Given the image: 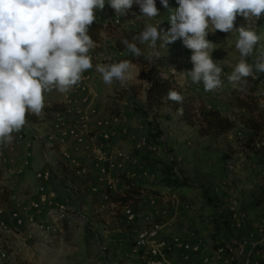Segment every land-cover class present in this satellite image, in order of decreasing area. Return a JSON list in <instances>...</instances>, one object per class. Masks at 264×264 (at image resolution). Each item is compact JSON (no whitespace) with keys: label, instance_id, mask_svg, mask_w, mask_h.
Listing matches in <instances>:
<instances>
[{"label":"rangeland","instance_id":"374dc122","mask_svg":"<svg viewBox=\"0 0 264 264\" xmlns=\"http://www.w3.org/2000/svg\"><path fill=\"white\" fill-rule=\"evenodd\" d=\"M171 3H174L172 11L175 12L179 7L178 0H168V9L162 8L160 0H156L160 11L158 17L149 19L142 16L141 12L130 9L124 18L132 23L144 20L159 25V29L167 32L171 27L168 20L172 12ZM111 10L114 9L105 0V8L97 11L96 19L118 25L114 21L118 18L111 19L106 15ZM249 25L260 36L256 49L264 50V15L248 21L237 16L234 27L238 29ZM106 37L102 33L101 43L95 44V48L90 50L93 68L83 75L89 76L90 87L98 94L97 111L101 119L113 115L119 117L118 123L103 128L115 132V141L111 143L109 133L107 143L111 146V152L104 156L115 166L106 176L109 181L101 179L100 190H91L94 184L88 187L89 193L85 190L84 197L92 199V204L87 200H84L83 207L63 203L70 209L68 219L72 220V226L62 222L60 232L56 231L47 238L48 241H42L40 236L31 231L28 223L31 213L26 201H23L25 199L20 197L21 191L12 189L11 184L0 177V194L2 188L9 194L6 201L0 200V209L3 211L0 214V264H146L147 249L136 247L135 239L138 232L148 231L155 224L160 226L157 240H167L170 244L171 239L177 237L200 244L201 250L187 262L182 261L178 248L170 246L166 256L175 264H247L253 248L264 242V131L255 133L248 128L246 120L255 118L256 113L238 107L234 89L227 81V75L240 59L235 48L238 32L216 31L207 36L214 43L212 58L219 61L223 69L221 88L206 92L203 85L200 87L201 84L199 87L195 84L190 86L191 81L187 77L176 83L181 93L188 96L193 104L217 110L234 124L226 132L208 135L201 134L198 125L183 123L167 107L145 111L142 82L136 83L130 78L129 82L127 79L124 83L114 81L111 85L105 84L101 74L96 71V65L108 63L111 55ZM171 44L161 47L158 41L155 48L148 45L147 56L151 60L159 58L162 50L166 53L172 48ZM179 44L183 45L182 40H179ZM182 47L179 54L189 50L184 45ZM190 53L191 57V50ZM174 54L171 53L172 56ZM256 54L258 52L249 58L250 63ZM254 77L260 83L256 91L258 104L264 109V73L254 72ZM44 95L45 107L41 114H27L26 125L19 133H13L15 137L12 141L16 143L17 136L21 135L22 140L32 141L33 150L39 151L41 155H47L51 148L46 145L47 124L55 116L54 109L50 108H63V94L59 95L53 90ZM141 139H145L143 146H139ZM85 170L86 173L79 179L67 177L68 185L63 181L64 187L68 188L75 180L77 184L88 183V175L92 172ZM168 170L192 189L191 198L195 202L190 203L188 206L191 208L185 212L189 221L187 224H179L177 217L167 222L159 215L161 206H165L162 210L166 213L170 210L169 203L162 205L161 201L144 198L135 207L120 208L109 202L107 192L121 186L122 175L151 184L162 178ZM52 176L54 184L61 182L62 177L58 178L55 173ZM255 199H259L260 204L251 206ZM231 207L234 208L233 212H230ZM125 208L147 214L150 219L128 221L123 213ZM12 212L21 214L22 224H15L11 218ZM222 243L225 244L224 249L228 246L232 251L218 255L217 246Z\"/></svg>","mask_w":264,"mask_h":264},{"label":"clouds","instance_id":"9594fccd","mask_svg":"<svg viewBox=\"0 0 264 264\" xmlns=\"http://www.w3.org/2000/svg\"><path fill=\"white\" fill-rule=\"evenodd\" d=\"M168 9V0H160ZM118 16L125 17L133 5L142 16L156 18L160 11L156 0H108ZM171 12L167 32L159 25L146 24L132 37L121 40L135 57L143 55L138 45L161 47L182 40L190 49L193 68L184 71L194 84L213 92L222 87L219 61H214V43L207 39L216 31L238 32L235 48L240 59L227 81L239 92L247 90V78L254 72L264 73V50H257L260 36L252 25L234 27L237 16L246 21L264 15V0H178ZM105 8V0H0V145L6 146L27 123V114L39 116L45 107V93L53 90L69 93L93 68L90 50L95 41L89 34L97 11ZM135 15V13H133ZM255 55L253 62L249 58ZM131 62L97 64L105 84L124 83L130 78ZM170 101L183 104V96L170 89ZM177 112L183 114V108Z\"/></svg>","mask_w":264,"mask_h":264},{"label":"crops","instance_id":"0c3cea01","mask_svg":"<svg viewBox=\"0 0 264 264\" xmlns=\"http://www.w3.org/2000/svg\"><path fill=\"white\" fill-rule=\"evenodd\" d=\"M172 6H174V3H171L170 11H172ZM108 13L109 14L106 15L111 17V19H119H115L114 21L118 22L120 28L128 27L133 24L132 22H127L123 16H118L115 10H111ZM105 39L108 41L107 45H109L111 49V55H109L108 63L106 64L124 61L120 60L123 54L114 49L111 37H106ZM170 46L172 48L166 53L162 50L160 56L166 63L167 74L165 76L170 75L177 84H179L181 80L183 81L185 77L191 81L190 77L185 73H182L186 70L190 71L193 67L190 60V49L185 53L179 54V50L183 48V45L179 44V40L173 42ZM171 53L176 54L172 56ZM131 65L132 67L129 70L130 78L132 79L131 81L136 83L139 81L143 83L142 88L145 101V95L148 89L146 76L140 71L135 63L131 62ZM129 79L127 80L128 82ZM79 84L84 86V90L76 91L73 88L69 93L63 94V96H61L63 99L61 100L63 103V111L55 112V116H52L49 124H47L46 145L51 147L48 150L47 155H41L39 151H34L33 142L25 139L22 140L21 135L17 136L18 140L16 143L11 142L6 146L0 145L1 179L10 183L12 189L18 188L21 191L20 197L25 199L23 201H26V205L30 210L29 212L34 215V218L37 221H43L44 215L43 212H34L30 207V203L38 199L37 186L39 185V181L35 178L36 172L49 169L52 173H55L58 178L62 177L61 182L58 181L59 183L56 182V184H54L53 180L46 183V190H52L54 192V198L52 199L53 203L69 202L77 207H83L84 200H87L89 204L93 203L92 199L84 197L85 190L89 193L88 187L90 185L92 186V184H94V187L90 188L91 190H100L99 181L104 178L107 182L109 181L106 176L110 174L112 169L108 166L110 162H108L104 156L111 152V146L107 143V139H109L111 134L109 143L115 141V132L111 133L110 130L109 132L105 131V129L98 126V121L102 118L99 111H97L98 94L90 87L91 79H89V76L87 74L83 75V79ZM193 84L194 83L191 81L190 86L193 87ZM199 85L195 84V86L198 87ZM200 87H202V83ZM56 93L61 95L58 91H56ZM92 110H94V113H92ZM84 114L88 115L86 121L87 131L84 134V141L78 143L72 136L63 135L64 131L73 127H78L81 123L80 116ZM63 165L68 169L67 175L62 171ZM79 168L87 169L88 173L92 172L91 175H88L90 179L88 183L79 182L77 184L75 180L74 184L65 188L64 186L68 182L67 177L70 176L79 179L81 175L76 173ZM122 188L124 189L125 187L121 182V186L110 192L114 193L116 190ZM165 192L166 190L163 189L160 191L161 194ZM191 192L192 189L190 187H184L180 191V194L183 197H177L176 199H163L161 196L157 197L149 192H145L141 197V203L144 201V198L150 200L153 199L156 202L161 201L162 205L169 203L171 207L167 206L170 210L166 213L162 210V207L165 208V206H161L159 209V215L162 216L163 219H166L167 222L168 220H174L175 217H177L176 221H178L179 224H187L189 221L187 220L188 217L185 212H187V209L191 208V206L188 205L195 202L191 198ZM197 213L200 212L198 211ZM64 223L69 227L72 226L71 219L67 218Z\"/></svg>","mask_w":264,"mask_h":264},{"label":"trees","instance_id":"16d2710c","mask_svg":"<svg viewBox=\"0 0 264 264\" xmlns=\"http://www.w3.org/2000/svg\"><path fill=\"white\" fill-rule=\"evenodd\" d=\"M133 10L141 12L138 5H133ZM146 24L144 20L136 21L128 27L120 28L119 25H113L111 21L102 22V20H95V22L89 28V34L95 41V44H100L102 41L101 34L105 33L113 40L114 49L123 54L120 60H128L135 63L141 72L146 76L148 83V89L145 95L144 109L145 111L167 107L169 108L183 123L194 126L198 125L200 133L208 135L209 133L220 134L230 130L233 127V122L220 115L217 110L207 109L202 106L193 104L188 96H184L178 88L176 82L170 75H167L166 64L163 59L155 58L151 60L147 56L148 44L138 45L142 49L143 55L135 57L129 53L121 40L127 38L129 41L132 37L142 31ZM250 62V60H249ZM247 90L245 92H239L234 89L233 94L239 108L248 111L249 113L255 112V118H248L246 120L247 126L250 130L257 133L264 131V109L258 104V98L256 91L260 87L259 80L255 77L247 78ZM172 89L177 91L183 96V104L170 101L167 98L168 91ZM183 108V114L177 112L178 108ZM54 109V112L63 111V108H50ZM62 171L65 175L68 174L66 166H62ZM1 177V169H0ZM121 180L124 183V189L116 190L114 193L108 191L107 198L110 203L115 204L120 208L135 207L138 202L141 201V197L145 192H149L153 196L159 197L160 191L169 190L170 192H176L177 197H183L180 194L182 188L186 187L184 181H181L179 177L174 176L170 170L163 173V177L158 179L155 183H146L139 180H133L125 175L121 176ZM0 194V200L9 198V194L4 191ZM259 199L252 200L251 206H258ZM261 202V201H260ZM222 243L217 246L223 247ZM248 264H264V242L256 245L252 254L249 257Z\"/></svg>","mask_w":264,"mask_h":264},{"label":"built area","instance_id":"2783aa9c","mask_svg":"<svg viewBox=\"0 0 264 264\" xmlns=\"http://www.w3.org/2000/svg\"><path fill=\"white\" fill-rule=\"evenodd\" d=\"M74 89L76 91H82L84 90V86L78 84L77 86H74ZM92 113H94V110H92ZM87 119V114L81 115L80 125L78 127H73L69 130L64 131L63 135L72 136L78 143H82L84 141V134L87 131ZM118 121L119 117L117 115H113L108 119L99 120L98 126L102 128H109L111 125L118 123ZM144 144L145 139H141L139 142V146H143ZM255 145L258 146L257 143ZM108 166L110 168L115 167L112 163H109ZM76 173L82 175L86 173V170L84 168H79ZM35 178L39 181V185L37 186L38 199L31 202L30 207L36 213L43 212L44 219L43 221H37L35 220L34 215L31 213L28 216V223L31 231L40 236L42 241H46L51 234L55 233L56 231H61L62 222L67 220L70 209L63 203H53L52 199L54 198V192L52 190H46V183L52 180L51 170L46 169L36 172ZM161 197L163 199H176L177 193L166 190V194L162 193ZM233 211L234 208L231 207L230 212ZM2 212V209H0V214H2ZM123 213L126 219L131 222H134L136 220L147 221L150 219L149 215L140 214L139 212L134 211L131 208H125ZM232 216L234 217V214H232ZM11 218L16 225L22 224L23 218L18 212H12ZM0 225H2V223H0ZM159 230L160 226L158 224H155V226L151 227L150 230L138 232V234L136 235V247L147 249L146 254L148 257L146 264H175L173 260L169 259L166 256V252L170 250V246L176 247L181 251V259L183 262H187L192 254H195L201 250L199 243L183 241L177 237H173L170 241V244L167 240H157L156 237ZM224 251L231 252L232 248L228 246L225 249L223 247H218L216 253L218 255H221ZM2 256H4V254H2ZM207 264H215V262H208Z\"/></svg>","mask_w":264,"mask_h":264}]
</instances>
